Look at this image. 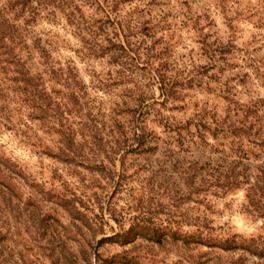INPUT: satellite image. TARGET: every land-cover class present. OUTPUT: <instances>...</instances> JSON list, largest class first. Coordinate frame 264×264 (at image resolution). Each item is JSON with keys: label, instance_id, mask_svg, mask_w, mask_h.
<instances>
[{"label": "rangeland", "instance_id": "obj_1", "mask_svg": "<svg viewBox=\"0 0 264 264\" xmlns=\"http://www.w3.org/2000/svg\"><path fill=\"white\" fill-rule=\"evenodd\" d=\"M73 3L79 7L74 18L68 15L72 7L51 6L28 26L41 46L61 54H54L52 67L35 59L32 68L40 87L62 104L49 117L64 118V128L81 138L109 133L112 139L113 133L118 143L112 139L115 175L106 209L109 202L117 208L124 229L159 227L166 233L160 241L139 233L129 242L99 243V236L91 249L94 264H104L96 255L105 264H264V257L198 238L237 235L264 245V210H254L245 197L249 175H264V147L243 139L250 153L242 158L238 139L227 132L251 99L263 104L264 115V0ZM230 39L246 60L239 59L241 74L234 70L226 84L206 53ZM96 43L102 48L90 55ZM15 75L0 68V155L22 175L12 174V193L0 185V264H71L83 235L60 200L39 189L67 186L76 202L82 198L92 208L88 198L110 167L77 166L43 153L57 144L40 127L41 112L11 80ZM72 90L82 93L81 104ZM223 168L247 177L222 188ZM105 218L107 236L118 233L119 224Z\"/></svg>", "mask_w": 264, "mask_h": 264}, {"label": "trees", "instance_id": "obj_2", "mask_svg": "<svg viewBox=\"0 0 264 264\" xmlns=\"http://www.w3.org/2000/svg\"><path fill=\"white\" fill-rule=\"evenodd\" d=\"M73 2L74 0H0V68L4 69L7 73H10L12 70L17 74L11 80L18 83V88L24 92L26 100L32 102L31 106L41 112L42 115L39 117L41 122L40 127L45 126L43 129L44 132L50 135L57 144L55 150L47 147L43 153H46L59 162L77 166L94 164L95 166L104 168L110 167L109 175L105 173V178L98 181L94 187L95 189H93L92 197L88 198V201L93 203L92 208L90 205H86L82 201V198L76 202L75 197L70 196L73 195V192L70 189L68 190L67 186L63 191L57 188H51L49 191H45L43 188L39 189L48 197L60 200L59 204L73 219L79 235H83V241L81 243L77 239V242L80 243L79 251L70 260L71 264H94L91 249L94 247V241L99 236L102 237L99 240L97 239L99 243L112 240L113 238H118L122 242H129L128 240H133L135 235L139 233L145 238L160 241L166 236V233H163L159 227L148 228L145 226L141 229H136L139 233L135 232V227L124 229L117 215V208L109 202L106 209L107 195L105 194H107V185L113 179L111 175L113 173L115 175V170H111V165H115L116 162V151H113V146L111 145L112 139L113 142L118 143V139H115L113 133L111 134L112 139L109 133H102L100 135L96 133H91L90 135L83 134L81 138L76 131L69 130L66 127L64 128V118L58 117L56 121H53L54 119L52 120L49 117L50 111H56L58 108L61 111L62 104L60 101H56V97L45 87H40L39 77L32 72V68L34 67L35 59H37L38 64L45 68L52 67L51 65L57 63L54 54H61L56 52V50L41 46L39 40L33 38L28 26L35 22L41 10H48L51 6L52 8L61 10L72 7L68 15L74 18L75 10L79 11V7H73L75 5ZM99 46L102 48L101 44H91V52L89 54H95ZM121 49L125 51L123 45ZM207 50L209 51V53H206L207 58L210 60L209 66L219 70L221 77L225 78L226 84H229V80H234V75H237L234 74V70H239L238 75L241 74V68L244 67V63L241 65L238 63L239 59L242 58L238 56L241 48L232 39L226 43L220 41L216 48L208 47ZM245 60V57H243L241 62ZM69 63L74 64L72 68L76 67L73 60L69 59ZM70 96L76 103L81 104L79 102L83 98V95L80 91L72 90ZM40 101H42L41 104H39ZM262 106V103L252 101V99L249 104H242L239 111H242L244 116L236 118L234 122L228 125L227 132L238 139L237 144L243 153L242 158L247 159L248 157L245 156H249L248 153H250L249 149L243 147V139H247L250 143L264 147V115L261 114ZM141 136H143L142 132ZM142 141L143 143L141 144H145V139H142ZM234 170L236 169L229 170L223 168V171L219 173L223 181H218V184L223 185L222 188L227 187V189H230L233 186H238L241 183V177H247V174L234 173ZM14 173L18 174L14 169L13 163L7 156L0 155V185L2 186V191L10 190L9 192L11 193L15 191L17 184L14 185L11 181L13 179L12 174ZM249 176L253 179L249 181L250 184L245 197L248 198L249 204L257 207L254 210H264V175L257 174L255 176ZM196 185L197 180L191 178V187ZM86 210L92 211L94 214L93 218L87 217L88 213ZM106 214L120 226V230L115 235L107 236L108 232L106 227H111L105 218ZM91 220L93 224L90 223ZM77 221L81 225L77 224ZM88 236L91 238L87 239ZM189 238L187 235L184 240L189 241ZM198 238L200 241L207 239L205 242L210 243L211 246H217L226 251L241 249L264 257V245L254 237L238 238L237 235H232L227 238H205L202 236H198ZM98 260L104 262V264L108 262L107 259L100 258L99 255H96L97 263Z\"/></svg>", "mask_w": 264, "mask_h": 264}]
</instances>
